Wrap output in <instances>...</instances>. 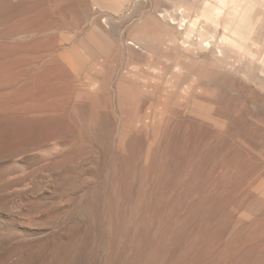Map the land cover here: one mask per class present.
Here are the masks:
<instances>
[{
	"label": "rangeland",
	"instance_id": "1",
	"mask_svg": "<svg viewBox=\"0 0 264 264\" xmlns=\"http://www.w3.org/2000/svg\"><path fill=\"white\" fill-rule=\"evenodd\" d=\"M140 1L117 16L92 0H0V264H264V39L244 59L200 52L207 78L170 79L133 32L157 3L194 10ZM96 28L123 46L74 71L62 59ZM47 68L59 87L12 96Z\"/></svg>",
	"mask_w": 264,
	"mask_h": 264
},
{
	"label": "bare ground",
	"instance_id": "2",
	"mask_svg": "<svg viewBox=\"0 0 264 264\" xmlns=\"http://www.w3.org/2000/svg\"><path fill=\"white\" fill-rule=\"evenodd\" d=\"M92 1L101 10L109 12L110 15L113 14V15L118 16V14H120L124 9H131L132 8L134 10L133 4H136L140 0H92ZM162 1L174 2V3H178V4L182 3V4L186 5L187 7H189L190 9H193L194 11L192 12V19H190V17L187 15L188 21H184L187 17L186 13H184L186 17L183 16L184 18L182 17V19H181L180 16L178 18V16H175L173 13H170L168 11H161L160 9H159L160 11H157L156 9H158L161 6V4L158 5V3H157L158 8H156L154 11H151V13H153V15L148 21H145L144 19L149 14L151 15V13H149V12H148L149 14L146 13V16H144L145 18L143 17L144 19L142 18L140 21H138V22H140V24L138 25L136 31L133 32L134 34L132 36V41H133V43H136L142 50H145L146 52H149L152 55L155 53L156 54L159 53L160 49H161V53L159 54L160 58L165 59L167 62H172V65H173V66H170V67H173V69H174L173 73H171L169 76L170 79L178 77V75L175 73L176 72L175 68H177L176 70L178 72H181L182 74H188L192 79L201 78V76L207 78L209 73L207 71V68L205 67V61H203L202 59L197 57V55H199L200 52H204V54L206 53L207 57L210 56L212 59L222 61V59L225 60L226 58H228L227 52L232 51L235 54H238L239 56H241V53H242V55H243L242 57L244 59V54H245L244 52H249V49H248L250 47L249 45H253V44H255V42H258V41L264 39V0H162ZM160 2H161V0H160ZM142 4H143V2H142ZM142 4L140 3V6L138 9H140ZM179 5L181 6V4H179ZM179 5H178V7H179ZM176 9H179V8L176 7ZM164 10H166V9H164ZM140 12H141V10H140ZM171 12H173V11H171ZM144 14H145V12H144ZM113 18H115V17H113ZM106 19H109V18L105 17L104 20H106ZM106 21H108V20H106ZM106 21H104V22L106 23ZM106 24H108V23H106ZM109 25H111V24H109ZM113 25H115V23ZM104 26H105V24H104ZM97 29L98 28H96V30ZM104 31H105V29H104ZM104 31L101 29H98L95 32L93 37H89L88 40H84L85 38H83L81 42L82 43H83V41H85V42H84L83 46H80L81 47L80 50L72 49V47H71L70 48L71 50L69 51V53L66 54L64 56V58L62 59L63 63H65L67 66H69L74 71L79 70L80 68L84 69V66H86V64L88 63L87 60H89V61H90V59L93 60V58L95 56V55L93 56L94 51H98L99 53L107 54L106 51H108L110 49L111 50L112 49L113 50H115V49L120 50L121 47L123 46V41L119 40V42H116V41L113 42L112 40H110L109 38H107L105 36ZM217 33L219 35H217ZM263 42H264V40H263ZM126 43L127 42H125V44ZM125 44H124V46H125ZM29 45H30V43H29ZM32 46H34V45H32ZM164 46L166 48H164ZM263 46H264V44H263ZM31 47L27 46V48H31ZM177 47L183 48L186 52L192 53L194 56H192L190 58L184 57L183 60H175L174 57L172 56V54L174 51L176 52ZM140 48L139 49L136 48V49L140 50ZM35 49H36V47H34V50ZM163 49H164V52H162ZM251 51L253 53L254 49H252ZM98 52H97V54H98ZM255 52H257V51H255ZM125 53H127V52H125ZM235 54L233 55L230 53L229 55L235 56ZM255 54L257 55V53H255ZM142 56H144V54H142ZM239 56H238V59L240 60ZM18 57H16V58H18ZM210 57L208 58V60L210 59ZM18 59H13V60L17 61ZM23 59H24V57H23ZM229 59H232V58L229 57L226 61H228ZM22 60H21V62H24ZM124 61H125V59H124ZM231 61L232 60H230V62ZM52 65H51V67H52ZM66 65H63V66H66ZM210 65H213V64H210ZM218 65H219V63H218ZM231 65L232 64H230V65L228 64V66H230V70L228 72V70L226 69L227 74L230 73V71H231V68H232ZM244 66L246 67V65H244ZM149 67L153 70H156L160 74H163V70L159 69L157 64L152 65V63H150ZM240 67H241V65H240ZM256 67H257V65L255 66V69H253V70L257 71L258 69H256ZM220 68H222V67H220ZM226 68H227V65H226ZM247 68H248V66H247ZM219 69L217 66V70H219ZM228 69H229V67H228ZM234 69L236 70V73H238L237 69L236 68H234ZM234 69H232L231 72L234 73L235 72ZM259 70L263 71L264 69L262 70L259 68ZM51 71L48 68L41 70L40 74H35V75H38L37 77L35 76L36 78H34L33 77L34 75L31 74L32 76L31 77L29 76L28 82H25L28 84H25V85L22 84L23 86L20 88L17 86V84L19 82L16 80L18 82V83H16V81L14 79L15 84H16L14 86H17L18 88L15 87L17 91L14 89L15 91L14 92L12 91L13 93L11 92L12 96L16 95V94L20 95L21 93L27 94V93H30V91L32 92V91L43 90V92H44L45 91L44 86L46 87V84H48V85L57 84L58 82H56V83L54 82V84L50 83L52 81V79H51L52 75L50 76ZM60 71L61 70H59V72ZM250 71L248 70V73ZM214 72H216V71H214ZM240 73H238V74H240ZM256 73H258V72H256ZM54 74H56V73H53V75ZM131 75H134V74H131ZM255 75H257V74H255ZM255 75H254V79L253 80L251 79L252 81L255 80ZM2 76H4V75H2ZM233 76H235V73ZM5 77L7 78V76H5ZM32 77H33V79H32ZM56 77L61 78L62 73L60 74L57 72V74L55 75V77L53 79H56ZM115 77H116V75H115ZM145 77L146 76L142 77V79H144ZM48 78H50V80ZM59 78H58V80H59ZM139 78H140V76H139ZM166 78H168V77H166ZM210 78H213V77L210 76ZM63 79L64 78H62V80ZM146 79H149V78L146 77ZM48 80L50 82H48ZM185 80H186V78H185ZM210 80L211 79H209V81ZM1 81L2 80L0 77V83H2ZM14 81H12V80L10 81V79H9L8 82L11 84L12 82L14 83ZM262 81H264V78ZM8 82H6L7 85H8ZM148 82H151V81L148 80ZM58 84H60V83H58ZM58 84H57V86H58ZM10 86H12V89L14 88L13 85H10ZM10 86L8 88L4 87L5 88V89L3 88L4 91L6 89H8L10 91L11 90ZM125 86H126V84H125ZM54 87L55 86H52L51 89L54 90L55 89ZM57 89H59V88H57ZM9 91L7 92L8 95H10ZM54 92H56V91H54ZM34 93H33V96L35 95ZM41 93H42V91H41ZM45 94H47V93H45ZM0 96L2 97V95H0ZM3 96H4V94H3ZM5 96H7V94ZM20 96H18V97H20ZM34 97H32V98H34ZM23 98H25V97H23ZM136 103H137V100H136ZM125 123H126V121H125ZM125 123H124V125H125Z\"/></svg>",
	"mask_w": 264,
	"mask_h": 264
}]
</instances>
